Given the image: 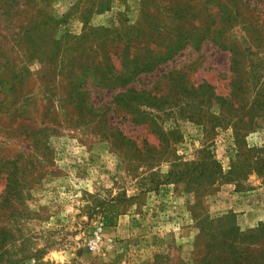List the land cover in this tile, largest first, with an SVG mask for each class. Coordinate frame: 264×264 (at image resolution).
<instances>
[{
    "label": "rangeland",
    "instance_id": "rangeland-1",
    "mask_svg": "<svg viewBox=\"0 0 264 264\" xmlns=\"http://www.w3.org/2000/svg\"><path fill=\"white\" fill-rule=\"evenodd\" d=\"M169 1L0 0L2 264H195L204 221L231 214L264 245V0H213L223 21L179 0L215 36L125 78L174 53L180 34L150 14Z\"/></svg>",
    "mask_w": 264,
    "mask_h": 264
},
{
    "label": "trees",
    "instance_id": "trees-1",
    "mask_svg": "<svg viewBox=\"0 0 264 264\" xmlns=\"http://www.w3.org/2000/svg\"><path fill=\"white\" fill-rule=\"evenodd\" d=\"M172 2H176L175 5ZM179 3V0H170L165 4L164 7L158 9L155 12H150L151 15H160L161 20L168 24V28H172V31L180 34L175 42V49L173 54H166L163 57H157L149 63H143L138 68V71L132 73L125 72V78H129L131 81L140 74L152 72L158 66L168 62L175 57V54L182 51L188 46L199 48L204 42L210 40L212 31L215 30L212 25H202L196 27V25L188 26L187 22L183 21L188 15L185 13L186 8H183ZM181 3V2H180ZM216 9V15L220 20H225L226 10L225 4L213 2V0L205 1L201 7H204L208 14L211 13L213 7ZM166 11L169 16L165 17L162 15L163 11ZM164 23V22H163ZM214 23V22H213ZM210 23V24H213ZM156 26V25H153ZM188 27H191L188 29ZM216 30H218L216 28ZM202 33L201 37L190 36V34ZM185 36V37H184ZM214 45L221 50H225V40H214L211 41ZM168 56V57H167ZM139 93L136 92V95ZM135 95V96H136ZM227 100V99H226ZM229 105L230 102L228 101ZM138 120V119H137ZM191 164H183V167L177 171L170 169L165 175L164 181L174 180L175 182H184L187 179L193 180L198 177L210 178L213 174L221 172V167L217 161H215L212 168L203 167L201 172L192 166ZM182 164L175 165L178 167ZM216 165V166H215ZM195 173H198L197 175ZM113 200L103 203L100 207L102 210V219L106 226H115L117 213H115V206ZM204 226L201 228L202 231V244L198 250V257L195 260V264H264V245H257L255 238V232L253 234L245 233L234 223V216L228 215L217 220L204 221ZM258 231V230H257ZM0 264H2L0 262Z\"/></svg>",
    "mask_w": 264,
    "mask_h": 264
},
{
    "label": "built area",
    "instance_id": "built-area-1",
    "mask_svg": "<svg viewBox=\"0 0 264 264\" xmlns=\"http://www.w3.org/2000/svg\"><path fill=\"white\" fill-rule=\"evenodd\" d=\"M103 224L97 228L94 237L87 244V248L92 253H96L100 250L101 245L103 243Z\"/></svg>",
    "mask_w": 264,
    "mask_h": 264
}]
</instances>
